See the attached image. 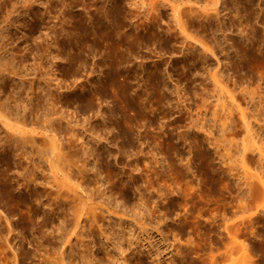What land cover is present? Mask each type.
Segmentation results:
<instances>
[{"label":"rangeland","instance_id":"1","mask_svg":"<svg viewBox=\"0 0 264 264\" xmlns=\"http://www.w3.org/2000/svg\"><path fill=\"white\" fill-rule=\"evenodd\" d=\"M132 1L0 0V47L2 53L5 52L0 61L10 62L16 70L24 72L22 78L7 73L4 78L0 76L2 99L9 102L17 115L23 116L27 112V117L32 120L37 109L42 115L46 101L43 104L35 100L34 113L27 111L30 108L24 109V105L29 104V98L36 97V94L42 95V101L46 100L48 91L52 89L58 94L64 93L65 97L63 94L61 97L65 99L58 105H63L66 111L64 122L73 120L81 124L79 132L82 128L94 126L97 130H111L109 140L114 145L110 146L116 156L105 157V151L101 150L103 158L99 163L103 165L104 176L111 175L115 183L110 192L106 189L111 197L106 194L104 199L109 196L108 206L120 213L118 216L100 213L97 222L86 225L82 238L73 235L74 253L68 249L69 263L73 260L83 263L80 253L83 255L84 250L91 248L93 252L90 254H99V259L84 264H123V256H131V264H264V155L261 154L264 152V53L255 57L252 53L240 51V55H244L242 58H229V52L216 44L214 36H219L221 41L225 33L248 36L251 26L247 25L246 18L250 14L236 15L235 10H230L234 7L233 0H221V9L224 8L221 10L222 17H225L230 33L220 30L213 34L199 18L193 19L197 14L190 11L194 1L191 4L184 0L187 3L181 4H186L182 8L191 4L189 9H184L188 11L183 16L186 17L183 21H187L183 28L174 22L168 6L163 7L162 14L166 24H159L158 17L155 21L158 24H155L148 19L151 15H144L147 5L141 7L139 3L133 6ZM256 1H263L264 10V0ZM195 5L198 7V4ZM127 7H135L136 11L138 8L137 12L142 10L139 15L144 17L138 15L139 20L135 18V24L151 22L153 30L145 26L136 29L135 25L134 28L128 20H124L121 10L125 8L129 13ZM156 13L153 15L158 16ZM230 15L235 18L234 26L230 25ZM216 20L212 22L215 28L219 26ZM261 20L257 24L264 33V20ZM251 21L253 23L254 18L251 17ZM6 23L13 24L14 28L10 31L2 28ZM167 25H170L171 31L174 29L175 38L163 32ZM177 27L180 30L175 31ZM183 29L190 38L183 35L186 33L179 34ZM152 31L155 33L152 34ZM74 48L78 50L74 51ZM200 51V58H197L195 55ZM234 61L244 64L245 68L241 69ZM13 96L21 97L17 101L19 104L15 103ZM98 111H102L101 116L106 119L102 123L95 119ZM193 120L199 122L192 125ZM202 122L208 126L198 127ZM67 124L64 123V130L68 129ZM207 129L211 132H206ZM209 133L213 134V138ZM91 134L84 130L79 134L81 138L85 136L83 139L74 138L82 141L91 136L97 143L96 134ZM254 139H257V144ZM209 140H214L213 144ZM76 146L72 150L84 152L82 146ZM9 149L12 151V148ZM120 150L125 154L121 151V155ZM10 153L12 172L16 171V176L22 174L23 179V169L29 173L33 168L32 163L28 164L29 154L25 156L27 158L20 156L22 158L17 166L19 158ZM132 156H137L136 160ZM128 158L129 162H134H127ZM107 162L111 165L110 169L106 166ZM130 168L134 170L131 169L134 176ZM46 172L38 175L39 181H43L44 173H49ZM94 173L93 168L83 178L76 172V181L85 184L91 181L94 189L97 178ZM143 182H147L151 189L146 200L139 199L142 196L136 190L137 184ZM248 182H252V188ZM0 211L3 216L0 220L2 234L6 235L9 231L4 215L9 214L12 221L14 231L8 237L12 238L13 246H17L23 236L28 239L34 237L29 229H23V211L28 210L23 206H14L2 192ZM119 227L128 233L124 238V231H120L121 248L116 242L118 239L108 240L106 237L112 228L119 233ZM49 228L50 231L53 228L51 223ZM82 240L85 241L83 244ZM21 244L23 246V240ZM25 247L32 256L23 259V249L17 251L20 264H49L39 255L36 244L28 243L26 239ZM97 247H101L100 250L94 251ZM41 248L48 249L52 257L57 256L58 251L54 252L49 242L46 241ZM102 249L111 253L107 255ZM131 251L133 255H130ZM8 252L13 255L14 249ZM138 254L142 258H138Z\"/></svg>","mask_w":264,"mask_h":264},{"label":"bare ground","instance_id":"2","mask_svg":"<svg viewBox=\"0 0 264 264\" xmlns=\"http://www.w3.org/2000/svg\"><path fill=\"white\" fill-rule=\"evenodd\" d=\"M101 1H103V0H101ZM186 1L191 2V4H193L194 2L196 4H198L197 5L198 7H196L195 3H194V5H191L190 3L187 4L189 6L190 5L192 6V7H190V11H192L193 13L194 12L197 13L196 15L193 16V19L199 18L200 21L203 22V25L206 26L207 29L209 31H211L213 34H217V32H219L220 30H222L224 32H229V30H228L229 27L226 26L225 21H224L225 17H222L223 14H222L221 10H223L224 8L221 9V5H223V3H221L222 2L221 0H186ZM186 1H184V0H180V1L179 0H133L132 4L134 6V5H138L140 3L139 6L142 5L143 7H145L147 5L145 7V11H144L145 14L144 15H146V17H148V15H151V18L149 17L148 19L151 21H154L155 24H158L155 22L156 17H158L159 24L166 22V21L163 22V20H164L163 17L165 15L162 16V14H164L163 13V7L165 8L168 6L169 10H171L170 12H172V16H171V14H170V16L173 17L174 22L177 23L181 28H183L182 25L184 26V23L187 22V21L186 22L183 21L186 18V17L183 18V16H184V13H186V11H188V10L185 11L184 9L185 8L189 9L188 8L189 6L182 8L186 4L185 5H181V4H183ZM192 1H194V2H192ZM230 1H232V0H230ZM96 2H98V1H96ZM106 2H103V3H106ZM223 2H224V4L226 3V1H223ZM262 4H263V1H262V3H257L256 0H233V6L234 7L231 8L230 10H232V11L235 10L236 15L243 16V14L245 13L244 16H246L247 13H248V15L250 14L249 17L246 18V21L248 22L247 25L251 26V28H250L251 33H249L248 36H244V34H242V35L238 34L236 36H233V35L231 36L230 34L225 33V35L222 36L223 37L222 41H221V38H219V36L214 35L216 37L215 39H217L216 44L219 45V47L221 49H224V50L226 49L229 52L228 55L231 56L229 58H238V59L242 58L244 55L243 56L240 55L241 54L240 51H244L245 53H252L254 56L255 55H257V56L262 55L263 56V53H264V33L261 31L260 26L258 27V24H257L260 21V18H262L264 20V10L262 8ZM167 8H166V10H167ZM128 9H129V13L128 12L126 13V11H128V10L125 8H122L121 11L124 14V20L125 19L128 20L127 22L130 23V25L131 24L133 26L135 25L136 29H138L139 26H143V27L145 26L146 29H152V26L154 24L151 22H146V23L143 22L144 24H140V23L135 24L136 23L135 21L139 20V17L142 16L141 14L139 15V13H141L142 10H140V12H137L138 8L136 11V10H134V9H136L135 7H134V9L133 8H128ZM139 9H140V7H139ZM154 12H157L156 14L158 16H154L153 15ZM170 12H168V13H170ZM187 13H189V12H187ZM193 13H191V14H193ZM138 15H139V17H138ZM152 15L154 18L152 17ZM226 16H227V13H226ZM232 16L230 15L231 19L229 18L230 20L229 19L228 20L229 21L232 20L230 25L234 26L235 21H233V20H235V18ZM10 17H9V19H10ZM143 17L144 16H142V18ZM188 17H189V15H188ZM251 17H252V19L254 18L255 24H253L254 22L252 23ZM135 18H138V19L134 20ZM215 18L218 19V21H219V26L216 28L214 27V25L212 23L213 20H215ZM242 19H243V17H242ZM242 19H241V21H242ZM257 19H259V21ZM10 20H9V22H10ZM140 20H141V18H140ZM146 20H147V18H146ZM263 20H261V21L263 22ZM195 21H197V20H195ZM218 21L216 23H218ZM12 22L13 21L11 20V23ZM120 22H122V21H120ZM11 23H9V24L6 23V26L2 27V28L6 29V30L8 29V31H10L11 29L14 28L13 24H11ZM170 23L173 24L172 22H170ZM167 24H168V21H167ZM119 25H121V23H119ZM122 25L124 26L126 24L122 23ZM117 26H118V24H117ZM123 26H120V28H122ZM135 26H134V28H135ZM0 28H1V25H0ZM17 28H18V26H17ZM117 28H119V27H117ZM106 29H108V28H106ZM110 29H111V27H110ZM178 30H180V29L178 28L175 31H178ZM172 31H174V29H172ZM172 31H171L170 25H167L166 28H163V32L165 34L169 33L170 37L175 38L176 35ZM230 31L232 32V30H230ZM0 32H1V30H0ZM149 32H151V31H149ZM182 32L186 33V30L183 29L179 34H183ZM221 32H220V34L224 33V32L223 33H221ZM248 32H250V31H248ZM4 33H7V31L6 32L4 31ZM121 33H123V32H121ZM154 33H155V31H152V34H154ZM8 34H11V32H8ZM183 35H186L185 36L186 38H190V36L187 33L183 34ZM183 35L180 36L182 39H184ZM10 36H9V38H11ZM7 37H8V35H7ZM128 37H130V36H128ZM177 41H179V40H177ZM184 41H185V39L182 42H184ZM188 41L190 42V40H188ZM188 41H187V43H189ZM191 42H192V40H191ZM181 44H183V43L180 42V45ZM184 44H185V42H184ZM190 44L192 45V43H190ZM190 44H188V45L191 46ZM188 45H187V47H188ZM194 45H196V44H194ZM194 45H192V46H194ZM202 47L204 48V43H203ZM206 47H208V46H206ZM75 48H74V51L76 50ZM188 48H190V47H188ZM44 49H43V51H44ZM212 49H210V52L214 53V52H212V51H214ZM207 50H208V48H207ZM48 51H49V49H48ZM190 51H192V48L190 49ZM3 53H5V52H3ZM3 53H2V48H1L0 58H4L5 54L3 57H1V55ZM206 53L209 54L208 52H206ZM231 53H233V54H231ZM200 54H201V51H200V53H197L195 56L197 58H200ZM246 57H248V56H246ZM250 58H252V57H250ZM1 61H0V74H1L0 76H1V78L2 77L4 78L6 73H7V75L8 74H14L16 77L19 76V78L24 77L23 76L24 72L20 71L19 69L16 70L14 65H12V66L10 65V62L5 63L4 61H2V62ZM242 62H243V60H242ZM235 63H239V61H237ZM244 63H245V61H244ZM68 64H69V62H68ZM238 65L241 66V69L245 68L244 64L241 65V63H239ZM207 71H209V70H207ZM210 71H211V69H210ZM209 73H210V75H213L211 72H209ZM220 73L221 72H219V74ZM215 74H217V73L215 72ZM221 74H223V73H221ZM212 78H214V77H212ZM32 80L35 81L34 79H32ZM204 80H206V79L204 78ZM59 81H61V80H59ZM214 81H216V80H214ZM31 85H32L31 87L33 88L34 87L33 82ZM204 89H205V87H204ZM166 90H167V88H166ZM32 93H35V91L32 90ZM27 94L29 95V93H27ZM62 94L64 96V93L60 92L58 94L54 90L50 89L47 93V98L44 101L41 100L40 97L42 95H40V94H36V97L31 96L29 98V100H30L29 104L31 106H29V104L24 105L25 106L24 109L30 108L29 110H27L28 112L30 111V113L31 112L34 113L33 111H35V107H33L35 100L38 99V101H40L41 103L44 102L43 104H45V101H46V104L42 108L43 109L42 115H40V110L37 109L38 111L35 113L36 119L31 118L32 120H29V118L27 117V115H26L27 112H26V114H23V116L17 115L12 110V108L10 107L9 102L7 100L4 101L2 99V97L0 96V195L2 192L4 195H6L7 199H9L12 202V204L14 206H17V207L23 206V209L28 210V211H23V229H29L32 232V234L34 235V237H32L30 239H28L27 236H23V238H20L17 242V246L19 244V248L15 245L17 247L16 248L15 246L12 245V238L8 237L9 234L14 231V228H12V224H11L12 221L10 220L9 214L4 215V218L7 220V225H9V231L6 235H4V234H2L1 229H0V264H20L19 259H18L19 252H17V251H19L21 249H23V259H27V258L31 257L32 253L29 252L25 247L26 239H27L28 243L36 244L35 248L39 252V255L43 256L44 257L43 260L48 261L49 264H79L74 260L71 263H69V261H68V249H70L71 252L74 253V243H73V238H71V237L73 235H76L77 237L80 236L82 238V236H83L82 234L84 233L86 225L97 222V220L99 219L100 213L103 215L106 212H108V213H110V215L116 214L117 216L120 213V212L112 210L108 206L107 198L110 196V194H108V193L110 192V188L115 186V183H113L114 181H112L111 175L109 176L106 173L107 175L104 176L103 172H105V171H103L101 169V166L103 168V165H101V163H99L102 160L101 157L103 158V154L101 156V152H100L101 150L105 151V153H106L105 155H107L105 157H111V156L113 157L114 155L116 156L115 152L113 151V148L111 149V146H110V144L114 145V143H112L109 140L110 136H111V133H110L111 130L110 131L107 130L108 128H104L103 130H99L100 129L99 128L97 130L94 128L95 126L91 127V128H89V127L82 128V130L80 132H83L85 130V133L88 132V133L96 134V136H97L96 141H98L100 143H98V142L96 143L93 140L95 138H92L90 136L89 137L90 139L88 138V140H86V139H84L82 141L80 140L82 142L80 144V141L77 139L75 140L74 137L75 136L80 137L79 130L82 127L81 124H76L73 122V120H67L66 122L68 123L67 124L68 129L64 130L63 125H64V123H66L64 121L67 119V116H65L66 111L62 107L63 105L58 106L59 104H62L64 99H65V98L63 99V97H61ZM14 98L16 99L15 103H18L17 101L19 99H21V97H19V96H15ZM43 104H41V106ZM36 105H38V104H36ZM38 107H39V105H38ZM101 113H102V111H98V114H96V116L98 115V117L95 119L97 121H100V122L103 121L104 122L106 119L105 120L103 119L104 117L101 116ZM194 120H195V118H194ZM194 120L192 122V125H195L193 123L197 122L200 119H198L197 121H194ZM200 121H203V120H200ZM87 123H89V122H87ZM229 123L231 124V121ZM93 124H95V123H93ZM231 125H233V123ZM231 125H230V127H231ZM91 126H93V125H91ZM96 126H97V123H96ZM207 126L208 125L205 122L198 124V127H200V128H205ZM192 128H194V127L192 126ZM196 129H199V128H196ZM225 129H228V127H225ZM206 132H211V130L207 129ZM60 134H62V136ZM63 134H65V136H67V137H64ZM209 134H212V133H209ZM253 134H254V136H256V132ZM85 136H86V134H85ZM85 136H83V137H85ZM211 136L213 138V134ZM63 137H64V139H62ZM83 137L82 138L80 137V139H83ZM87 137H88V134H87ZM260 137L258 135L259 139H260ZM212 138L210 137L209 139H212ZM257 139H254L256 144H257V142H256ZM76 141H78L77 144H76ZM213 141L212 140L210 141L211 144H213L212 143ZM76 145H78L79 147L80 146L83 147L82 150H84V152L81 151V152H83V154H80L81 152L77 153L74 150H72L73 147L74 148L77 147ZM9 147L12 148V151L9 149ZM79 147L77 149L78 151H79ZM117 147H119V146H117ZM29 148L31 149V152L29 151ZM120 149H121V147H120ZM73 151H74V153H73ZM121 151L122 150H120V152L119 151L118 152L120 154L122 152H124V154H125V151H122V152ZM10 152L15 154L13 156H16V158L17 157L19 158V159L17 158L18 159L17 160L18 161L17 166L19 164V161L22 158V157L20 158V156L23 155V157H25L29 154L28 156H29V159L31 160V162L29 163V161H30L29 159H27V161L29 160L28 164H31V163L33 164V166H32L33 168H32V170L28 169V170H31L29 173H27L28 171L27 172L25 171V168L23 169L27 173L26 174L24 171L22 172L23 173V179L21 177L22 174L19 176L18 175L16 176L15 174H18V173H15L16 172L15 170H14L15 172H12L13 168L11 169V165H12L13 159L11 160V155H10L11 153ZM116 152H117V150H116ZM140 152H142V151L140 150ZM261 154L264 155V152H262ZM117 156H119V155H117ZM123 156H125V155H123ZM220 156H222V155H220ZM136 157H134L135 158L134 159L132 156V158L134 160H136ZM16 158H14V159H16ZM25 158H27V157H25ZM75 158L79 159L78 162H81V163L75 162V161H77V159H75ZM121 158H122V156H121ZM123 158L125 159V157H123ZM36 159L37 160L39 159V161L36 162ZM104 160H106V159H104ZM117 160L120 163V161H121L120 158ZM129 160H130V158H128L127 162H129ZM134 160H133V162H134ZM92 162H94L93 164L96 163L94 166L92 164L93 167L90 166ZM118 162L116 161V163H118ZM133 162H129V163H133ZM45 163H46V165L48 164L47 165L48 167L45 166ZM14 164H16V163H14ZM107 164H108V165H106L107 168L110 169V166H111L110 163L107 162ZM136 164L137 163H135V165ZM23 166H24V164H23ZM126 166H127V164H126ZM20 168H22V167H20ZM91 168L92 169L94 168V172H95L94 174L97 177L95 180V177L93 176L94 177L93 180L96 181V183H94L95 184L94 189L92 188V185L90 184L91 181H88L89 183L86 182L87 184H85V182H77L76 181L77 180L76 172H77V174L80 173L82 175V177L84 178L86 176L87 172H92ZM104 168H105V166H104ZM125 168L126 167L124 166V169ZM127 168H129V166ZM132 168L137 169V167H132ZM132 168H130L129 170L131 171ZM45 171H48L50 174L48 172H46L49 175L48 174L45 175V173H44L42 175L43 181H39L38 175L42 174ZM130 171H127V172H130ZM17 172H18V170H17ZM133 172H134V170H133ZM133 172H132V175H133ZM130 174L131 173H129L128 175H130ZM139 177H141V176H139ZM79 178H80V176H79ZM80 181H82V180H80ZM139 181H140V179H139ZM132 182H134V181H132ZM136 183H138V181ZM144 183L145 182L137 184V186L135 185L137 187L136 188L137 193L140 196H142L139 199H145V198L149 197V195L151 194V192H150L151 189H149V187L147 186V184H146L147 182L145 184ZM251 183L248 182V186H251V188H252L253 185ZM249 184H251V185H249ZM79 188L82 191H80ZM106 189H108L109 192H106ZM248 190H249V188H248ZM82 192H84L86 194L83 195ZM247 192L248 191H246V193ZM72 193H74V194L76 193L77 195L78 194H80V195H78V197H76L77 195L73 196ZM246 193H244V195ZM249 193H250V191L248 192V194ZM106 194H108L109 196L107 198L105 197L106 198V200H105L104 196H106ZM118 211H120V210L118 209ZM1 214L2 213H0V220L3 218V216ZM121 214H123V213L121 212ZM121 216L123 217V215H121ZM49 223H51L53 225V228L51 231L49 228ZM69 225H70V227H69ZM121 230L124 231L123 228L119 227V233H118V230L116 231L115 228L114 229L112 228V230L110 231V234L106 235V237L108 238V240H110L111 238L118 239V240H116V242L119 245L120 244L119 235L121 234L120 233ZM103 234H106V231H103ZM127 234L128 233L126 231L123 232L124 238L127 236ZM22 240H23V246L21 244ZM46 241L53 245L52 249L54 252L58 251L57 256L52 257L48 253V249L41 248ZM84 242L85 241H83V240L81 241L82 244ZM119 246L121 248V244ZM100 248L101 247H97L96 250H94V251H98V250H100ZM123 248L124 247H122V249H121L122 253L125 252V250ZM9 249H14L13 255H11V254L9 255V252H8ZM102 251H103V253H105L107 255L111 253L110 250L108 251V250L102 249ZM91 252H93V250L91 248H87L86 250H84L83 255H82V252L80 253L82 258H83V263H81V264H84L85 262L86 263H88V262L94 263L95 260L99 259L98 258V256H100L99 254L91 255L90 254ZM133 252L130 255H133ZM137 257L142 258L141 256H139V254L137 255ZM131 258H132L131 256H123L122 263L123 264H131V262H130Z\"/></svg>","mask_w":264,"mask_h":264}]
</instances>
